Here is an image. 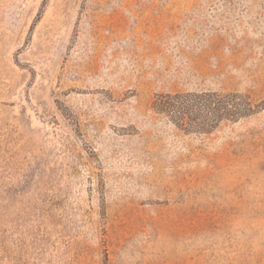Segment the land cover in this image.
Here are the masks:
<instances>
[{
    "label": "rangeland",
    "instance_id": "rangeland-1",
    "mask_svg": "<svg viewBox=\"0 0 264 264\" xmlns=\"http://www.w3.org/2000/svg\"><path fill=\"white\" fill-rule=\"evenodd\" d=\"M207 90L264 102V0H0V264H264V108H152Z\"/></svg>",
    "mask_w": 264,
    "mask_h": 264
},
{
    "label": "trees",
    "instance_id": "trees-1",
    "mask_svg": "<svg viewBox=\"0 0 264 264\" xmlns=\"http://www.w3.org/2000/svg\"><path fill=\"white\" fill-rule=\"evenodd\" d=\"M152 108L188 134H207L260 112L264 102L255 103L250 94L238 91H188L158 93Z\"/></svg>",
    "mask_w": 264,
    "mask_h": 264
}]
</instances>
